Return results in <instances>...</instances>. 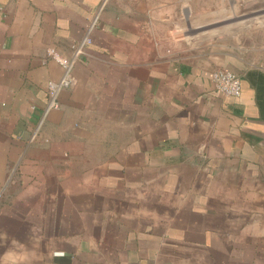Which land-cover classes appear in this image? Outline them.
I'll use <instances>...</instances> for the list:
<instances>
[{
    "label": "crops",
    "instance_id": "0c3cea01",
    "mask_svg": "<svg viewBox=\"0 0 264 264\" xmlns=\"http://www.w3.org/2000/svg\"><path fill=\"white\" fill-rule=\"evenodd\" d=\"M0 264H264V0H0Z\"/></svg>",
    "mask_w": 264,
    "mask_h": 264
},
{
    "label": "built area",
    "instance_id": "2783aa9c",
    "mask_svg": "<svg viewBox=\"0 0 264 264\" xmlns=\"http://www.w3.org/2000/svg\"><path fill=\"white\" fill-rule=\"evenodd\" d=\"M108 0H102L105 4ZM97 17L88 28L86 37L77 45L73 46V57L67 58L59 55L54 49H48L47 55L62 68L63 74L58 81L48 82L47 95L48 100L43 113V117L52 109L58 108V95L60 91L68 89L72 85L71 70L74 59L82 52L83 48L91 43L89 34L95 25ZM212 81L218 94L225 98L238 97L241 94V81L239 77L230 71H216L212 74Z\"/></svg>",
    "mask_w": 264,
    "mask_h": 264
}]
</instances>
